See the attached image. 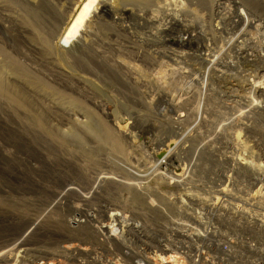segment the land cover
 <instances>
[{"label":"rangeland","instance_id":"374dc122","mask_svg":"<svg viewBox=\"0 0 264 264\" xmlns=\"http://www.w3.org/2000/svg\"><path fill=\"white\" fill-rule=\"evenodd\" d=\"M260 178L264 0H0V264H129Z\"/></svg>","mask_w":264,"mask_h":264},{"label":"built area","instance_id":"2783aa9c","mask_svg":"<svg viewBox=\"0 0 264 264\" xmlns=\"http://www.w3.org/2000/svg\"><path fill=\"white\" fill-rule=\"evenodd\" d=\"M256 192L242 194L238 200L231 194L215 198L207 194L188 216L192 221L178 223L188 230L187 234L177 230L170 244L166 234L164 244L155 250L146 243L148 251L139 259L131 249L129 264H264V178L259 179ZM217 210L223 212L216 217L218 221L212 215ZM178 225L172 229H178ZM63 252L35 260L20 250L10 264H120L119 252L113 248L88 250L77 245ZM155 256L163 260L156 262ZM169 256L174 258L167 263Z\"/></svg>","mask_w":264,"mask_h":264},{"label":"bare ground","instance_id":"6f19581e","mask_svg":"<svg viewBox=\"0 0 264 264\" xmlns=\"http://www.w3.org/2000/svg\"><path fill=\"white\" fill-rule=\"evenodd\" d=\"M170 173H172V172H170ZM167 176H168L169 179H171L172 181H173V179H175V178L177 177L176 172H175V173L173 172V173L170 174V175L168 174ZM105 227H106V226H103L102 228H105ZM157 257H158V258H157ZM155 258H156V259H154V260H155L156 262H157V261H161V260H163V258L160 257V256H155ZM173 258H174V257H170V256H169V258H167V261H166V262L168 263L169 260H172Z\"/></svg>","mask_w":264,"mask_h":264},{"label":"water","instance_id":"95a60500","mask_svg":"<svg viewBox=\"0 0 264 264\" xmlns=\"http://www.w3.org/2000/svg\"><path fill=\"white\" fill-rule=\"evenodd\" d=\"M158 157H161V154Z\"/></svg>","mask_w":264,"mask_h":264}]
</instances>
